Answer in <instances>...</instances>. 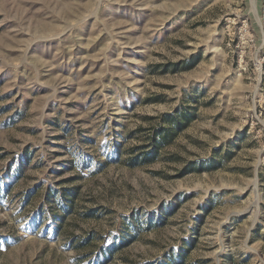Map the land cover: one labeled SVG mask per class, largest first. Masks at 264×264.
<instances>
[{
    "label": "rangeland",
    "instance_id": "374dc122",
    "mask_svg": "<svg viewBox=\"0 0 264 264\" xmlns=\"http://www.w3.org/2000/svg\"><path fill=\"white\" fill-rule=\"evenodd\" d=\"M0 264H264V0H0Z\"/></svg>",
    "mask_w": 264,
    "mask_h": 264
},
{
    "label": "trees",
    "instance_id": "16d2710c",
    "mask_svg": "<svg viewBox=\"0 0 264 264\" xmlns=\"http://www.w3.org/2000/svg\"><path fill=\"white\" fill-rule=\"evenodd\" d=\"M190 114L187 111H179L178 112V120H176L175 125H171L169 128H172V130H166V128H162L161 131H157L156 136L154 138V140H159V139H165L169 136H171V134H175L172 133V131H180L181 129L185 128L187 126V124L189 123V118H190ZM153 148L152 150V154L156 155L159 152L160 146L158 145V142L154 143L152 146ZM74 197L75 194L73 193V191H68L64 194V197L61 198L62 202H61V210H64V212L67 214L71 211V209H73V202H74ZM56 218V215L55 217ZM60 220H63L62 215L57 217Z\"/></svg>",
    "mask_w": 264,
    "mask_h": 264
}]
</instances>
